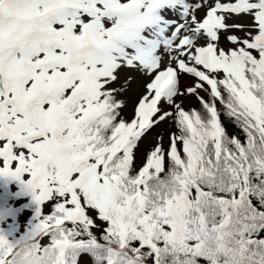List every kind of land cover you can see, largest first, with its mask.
<instances>
[{
	"label": "snow or ice",
	"instance_id": "6c2138e0",
	"mask_svg": "<svg viewBox=\"0 0 264 264\" xmlns=\"http://www.w3.org/2000/svg\"><path fill=\"white\" fill-rule=\"evenodd\" d=\"M0 178L36 205L0 264H264V0H0Z\"/></svg>",
	"mask_w": 264,
	"mask_h": 264
},
{
	"label": "rangeland",
	"instance_id": "374dc122",
	"mask_svg": "<svg viewBox=\"0 0 264 264\" xmlns=\"http://www.w3.org/2000/svg\"><path fill=\"white\" fill-rule=\"evenodd\" d=\"M164 59H167L166 55ZM144 79L138 72L122 68L118 79L110 85L112 89L116 90V98L126 102L127 106L123 109L124 112L122 113L124 118H131L134 102L142 90ZM191 83L190 79H182L181 87L191 86ZM176 103L180 104L185 110H188L199 102L195 96L186 95L178 97ZM172 128L173 123L169 121L155 128L142 140L141 148L137 153V164L142 161L146 147L152 145L154 142L156 143L157 136H162L165 132L172 130ZM35 209L36 205L33 203L31 197L21 192L19 185L15 181L0 178V231L11 233V236H15L18 239L30 229L34 220ZM48 211L49 208L46 206L44 212L48 213Z\"/></svg>",
	"mask_w": 264,
	"mask_h": 264
},
{
	"label": "trees",
	"instance_id": "16d2710c",
	"mask_svg": "<svg viewBox=\"0 0 264 264\" xmlns=\"http://www.w3.org/2000/svg\"><path fill=\"white\" fill-rule=\"evenodd\" d=\"M200 108H201V105H200L199 103H197L196 105H193L192 107H190L188 110H191V109L200 110ZM186 111H187V110H186ZM123 112H124V111H122V113H123ZM126 119H129V118H126ZM221 119H222V123L226 126L227 132H228L229 134H233L234 132L237 131V130L235 129L234 125L231 124V123H229L228 118H227L226 116L223 115V112H222V115H221ZM173 131H175L174 126H173L172 130H169L168 132H165V133L162 135V136H163V143H164L165 147H167V144H168L169 133H171V132H173ZM157 137H158V136H157ZM241 138H243V137H241ZM155 144H156V143L154 142V143H152V145H148V146L146 147V151H145V153H146L148 150H150L151 148H153ZM145 153H144V154H145ZM142 160H143V159H142ZM140 163H142V161H141ZM140 163H138V164H140ZM10 202H11V201H10ZM13 202H14V201H13ZM41 243H42V244H46V243H47V239L45 238L43 241H41Z\"/></svg>",
	"mask_w": 264,
	"mask_h": 264
}]
</instances>
